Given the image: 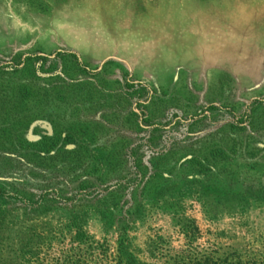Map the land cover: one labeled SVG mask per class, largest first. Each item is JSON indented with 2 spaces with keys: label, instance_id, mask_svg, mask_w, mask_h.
Here are the masks:
<instances>
[{
  "label": "rangeland",
  "instance_id": "obj_1",
  "mask_svg": "<svg viewBox=\"0 0 264 264\" xmlns=\"http://www.w3.org/2000/svg\"><path fill=\"white\" fill-rule=\"evenodd\" d=\"M0 264H264V0H0Z\"/></svg>",
  "mask_w": 264,
  "mask_h": 264
}]
</instances>
